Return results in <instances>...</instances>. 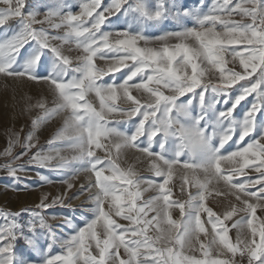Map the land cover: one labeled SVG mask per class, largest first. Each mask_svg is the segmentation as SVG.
Here are the masks:
<instances>
[{"label":"snow or ice","instance_id":"snow-or-ice-1","mask_svg":"<svg viewBox=\"0 0 264 264\" xmlns=\"http://www.w3.org/2000/svg\"><path fill=\"white\" fill-rule=\"evenodd\" d=\"M0 5V26L6 36L9 30L13 33L0 42V74L48 85L55 106L48 108L44 99L29 106L43 110L32 121L33 129L68 112L65 129L74 135L65 137L62 130L57 136L78 154L71 161L59 157L53 170L90 173L89 183L78 191L95 189L90 191L92 218L59 242V254L52 252L57 239L41 212L31 210V220L23 224L18 222L21 213L0 211V264H244L245 259L247 264H264V217L257 215L258 210L264 212V118H257L264 117V0H216L208 12L202 10L203 3L182 9L177 0H109L107 5L87 0L78 13L66 0H52L42 16L29 10L27 0H0ZM234 14L241 19H233ZM119 15L130 20L128 28L102 30ZM166 20L174 21L177 29L145 35ZM12 24L16 27L10 29ZM59 29H64L62 36L51 34ZM73 39L80 50L74 58L52 43ZM49 58L50 70L41 75L37 69ZM97 59L106 67H98ZM237 60L243 71L228 67ZM123 69L127 74L117 82L114 74ZM105 76H112V82H104ZM89 94L98 99V107L87 99ZM253 94L243 118L236 120L235 109ZM179 97L187 103H178ZM194 101L199 104L197 115L190 109ZM220 103L230 106L217 111ZM174 112L184 123L173 118ZM115 116L120 117L117 124L133 121L132 130L111 127L110 117ZM112 137L117 142L112 143ZM35 141L32 131L23 138L12 131L0 152L6 158L0 167L16 180L26 164L52 167L57 157L33 151L38 149ZM229 141L237 145L235 150L225 149ZM129 147L150 158V169L159 180H145L132 167H120L119 154ZM97 149L104 156L97 155ZM182 155L187 159L182 161ZM73 161L79 167L72 166ZM178 167L184 171L181 192L189 184L197 189L184 201L173 200L169 187ZM201 171L203 179L196 175ZM221 182L223 193L216 187ZM65 183V192L53 197L52 205L67 206L66 199L75 197L68 195L73 184ZM149 189L158 194L145 200L143 193ZM213 191L233 196L242 207L232 204L217 213L206 203ZM46 201L47 196L36 207L48 209ZM173 208L179 209V221L172 217ZM238 212L246 215L229 225ZM245 225L250 237L238 233L233 241L230 228L242 231ZM21 239L38 260L13 259L14 243ZM186 248L200 256L185 254Z\"/></svg>","mask_w":264,"mask_h":264},{"label":"crops","instance_id":"crops-1","mask_svg":"<svg viewBox=\"0 0 264 264\" xmlns=\"http://www.w3.org/2000/svg\"><path fill=\"white\" fill-rule=\"evenodd\" d=\"M52 2V0H37V4L38 7L40 9L36 10L40 13V15L42 16L46 11H47V5H49ZM83 2H87V0H66V3L68 5L71 6V8L76 7L77 11L75 13H78L80 11L79 5ZM216 2V0H177V3L181 6V8H188V9H192V8H196L198 6L201 5V3H203L204 7H203V11L204 12H208L213 4ZM234 2H236V0H234ZM109 3V0H103V4L107 5ZM2 6V5H0ZM67 11V9L65 10ZM233 19L239 20L241 19V17L239 15H235L233 16ZM185 23H187L189 26L191 25V21L186 20ZM130 24V20L126 19L123 15H119L118 18L117 17H111L110 18V22H106V24L103 26L102 30L103 31H108V32H115L119 29H125L128 28ZM178 27V25L172 21V20H166L164 21L161 25H158L156 27L153 28H148L145 31V35L148 36H158L163 34V32L165 31H172V30H176ZM133 28H135V26H133ZM5 31L6 29L3 26H0V42H3V40L5 39L6 35H5ZM11 31H7V35L10 34ZM64 33V29H62L61 31V35L62 36ZM52 35H54L53 33H51ZM54 36H59V35H54ZM53 44L58 45L61 47L62 52L65 55H68L70 58H74L76 55L80 54V50L76 48L75 45V40L73 39L71 42H64L62 43L60 40H55L52 41ZM22 52V51H21ZM23 53V52H22ZM50 58L45 61V64L41 67L38 68L37 71L41 74V75H46L47 71L50 70ZM97 66L98 67H106L105 65V61L97 59L96 61ZM239 64V62H238ZM229 68H235V65H231L228 64ZM238 67V66H237ZM239 67H241L239 65ZM127 74V69H123L121 72L115 73L114 74V78L117 82H120L124 75ZM1 75V74H0ZM2 78H4V75L2 74V76H0ZM113 77L112 76H105L104 77V82L106 83H111L112 82ZM27 80V79H24ZM31 81V80H30ZM217 81H215L216 83ZM31 83H38L37 81H31ZM43 83V82H41ZM165 94H171L169 90H164ZM134 94H137L134 92ZM233 94H237L235 91V87L233 89ZM141 98L143 99V94H140ZM211 93L209 91V93L206 94V99L210 98ZM87 99L92 102L94 104V106H99V102L98 99L94 96V94H89ZM178 103H187V100L185 97H179L178 98ZM123 107H127V104H123ZM230 105H224L223 103L217 104L216 110H222L225 107H228ZM244 107H245V101H242L240 105L237 106V108L235 109L233 116L234 118H239L242 115H244ZM192 115H197L199 113V104L198 101H194L193 102V106H190ZM157 115L159 116V113H157ZM173 118L176 120H179L181 123H184V118L183 117H177L175 116V112L173 113ZM257 118L260 119V115L257 114ZM110 119L113 121L110 126L111 127H116L119 130L123 131V132H130L132 130V128L134 127V123L133 121H128L127 123H121V124H117L115 123V120H119L120 117L119 116H115V117H110ZM45 121H43L44 123ZM65 120L64 118L62 119V125L65 126ZM42 124V123H40ZM176 127L178 128L179 126L176 125ZM41 134V126H39L37 129H35L34 134L33 135H39ZM59 139V138H56ZM59 141H67L66 139H60L57 140L58 145H60L62 142ZM4 144V143H3ZM237 147L236 144L234 143H229L225 145V149H227V151H232L235 150V148ZM125 158L122 161H117L120 165L121 168H128V167H132L138 174L139 176H141L142 178H144L145 180L148 179H156L159 180L160 178H156L154 176V173L151 171L150 169V158H148L146 155L144 154H140L141 156H134V153H136V155L138 153H140L138 150H136L135 148H125ZM223 151V150H222ZM184 159H187L186 155H182L181 156V160L183 161ZM234 165H229V164H225L224 167H233ZM50 171L49 169L47 171H41L39 173V176L31 179V180H25L22 181L24 182V184L28 185L29 188L27 189H32V188H36L35 190H33V192L31 193V205L36 207L37 205L40 204L41 199L45 196H47V201H51L53 197L58 196V195H62L65 192L66 186L64 184V179L62 180L60 178L57 177H53L52 175H50V173L48 172ZM69 174V171H68ZM65 175V174H64ZM189 175H191V173H189ZM196 175L198 177H200L201 179L204 178V173L201 172H197ZM67 176V175H65ZM183 176H184V171L182 170V168H177L176 171L174 172L173 178L169 183V187L171 188L172 192H171V198L173 200H180V201H184L187 200L188 198V194L189 192H191L192 194H195L197 189L195 187H193L191 184L185 186L186 190L184 192H181V186L183 184ZM45 178V179H42ZM12 178H10L11 180ZM60 179V181H58ZM237 180H241L242 181V177H237ZM5 181V182H0V192L1 197H5L6 194H12L13 190H14V184L11 183V181ZM68 180V179H67ZM57 182H59V184H61V186L65 187L63 190H61V192L58 190L53 189V187L57 186ZM235 182V181H234ZM55 183V184H53ZM48 184V185H47ZM20 188H25L22 187V185H17ZM37 186V187H36ZM43 187V194L42 196L39 195V188ZM146 186V185H145ZM217 188L220 189V191L223 193L225 192V188L223 186V183L221 182L219 185H216ZM158 194V190L156 189H149L147 192L143 193V199L146 198L145 200L151 198L154 195ZM206 203L209 207H211L214 211H216L219 214H222L224 211L229 210L230 206L232 204H236L237 207H242V205H240V203L238 201L235 200V198L231 195H216L215 191L212 192V195L208 196ZM81 207H77V208H73L71 205H67V206H60L54 210H51L47 216L48 219H51V230L52 233L54 234V236L57 239V243L54 244L53 246V254H59L61 252V247H60V243L63 240L67 239L74 231L75 229H77L80 226H83V224L87 221V220H82V218L76 217L74 216V213H79L81 211ZM154 213H150L149 215H153ZM171 214L173 219L175 220H180V213H179V209L177 208H173L171 210ZM246 214L243 212H238L237 215L235 217H233L232 221H229L228 224L231 225V223H233L235 220L239 219L240 217L245 216ZM258 216L264 217V212H261L258 210L257 213ZM203 216V214H202ZM118 219V222H120L121 224H127V221H124L122 219ZM55 220V221H54ZM66 220H71V224L65 223ZM55 223H54V222ZM29 222V221H28ZM257 223H259V221H257ZM1 224V221H0ZM209 227V232L211 231L210 226ZM238 233L241 235V238H243L245 235H248L250 237V233L248 232L246 225L243 227V230L241 231L240 229L237 228H230V232L229 235L232 237L233 241H235ZM149 234H153L152 231L150 230ZM210 238V237H209ZM205 237L203 234H201V240H204ZM41 243H44V238L43 236L41 237ZM29 247H26V250ZM196 249H199V244H196ZM196 254L198 257L200 256V252L197 250H189L188 248L185 249V254ZM217 253L213 250L212 251V255H216ZM121 256L124 258H127L123 252V249H121ZM18 258H24V259H36L38 260L39 257L36 256L35 253H33L31 250L30 251H23L20 253ZM223 258V257H222Z\"/></svg>","mask_w":264,"mask_h":264},{"label":"rangeland","instance_id":"rangeland-1","mask_svg":"<svg viewBox=\"0 0 264 264\" xmlns=\"http://www.w3.org/2000/svg\"><path fill=\"white\" fill-rule=\"evenodd\" d=\"M30 8L29 10H38L40 9L37 4V0H27ZM72 12H76V7L71 8ZM15 24L9 25V28H15ZM62 29L59 30H52L51 33L54 35H61ZM12 31L10 34H8L6 38H10L12 35ZM28 46L26 45L25 48ZM22 52L25 51V49H21ZM231 65H235V70L237 71H243L241 67H239L238 60L235 62V64L229 63ZM238 66V67H237ZM2 76V74L0 75ZM215 79L212 80L213 83H215ZM243 83V82H240ZM40 99H44L46 101L47 107L52 108L55 106L54 103V96L51 93V91L48 88V85L45 83H31L30 80H13L12 78H4L0 77V152H3L4 148L7 147L8 144V137L9 134L12 131H18L20 132L21 138H23L29 131H32L34 134L35 129H37L39 126H41V134L34 135L36 138V143L38 144V149H33V151L40 150L45 154H50L57 157V160L52 162V167H43L40 165H27L26 169L23 171L18 172V175L20 177L19 180L14 179L12 176L8 174V172L3 168L0 167V182H5L10 180L12 184H14L15 188L13 190L12 194H6L5 197H1L0 192V211L7 212L11 211L13 213H21V215L18 217V222L27 224L28 221L31 220V210L35 209L36 211L41 212V214L45 217L47 224L51 225V219H48L47 216L51 210H54L60 206V204L52 205L51 201H48L51 205L48 209H38L37 207H34L31 205V193L36 188L27 189L29 188L28 185L24 184L25 180H31L39 176V173L41 171H48L50 175L53 177L60 178L61 180L64 179V184L66 186V181L71 182L73 184V188L68 191V195L71 196L73 193H75V197L65 201L66 205H71L73 208L81 207V211L79 213H74V216L82 218V220H89L92 218V212L94 208V204L92 200L90 199V191H95V189L91 190H85L84 192H79L78 189H80L81 185H87L89 183V176L90 173L86 172H79L77 174H73L71 171H69V174L67 176L64 175L63 172L55 171L53 170L55 165L58 163L59 157H64L67 160L71 161V158L78 153L73 150L69 146L68 141H59L62 142L60 145H58L57 140H60V138L57 136L58 132H61L63 130L65 137L69 135H74L71 129H65V126H63L62 119L66 120L68 116V112L63 111L60 112L54 116H52L50 119L45 120V122L42 124H39L38 127L33 129L32 121L34 119H37L38 117L43 115V110L39 109L37 107H29L30 105H35L36 102ZM255 99V94L250 95L245 100V107L243 112L245 113L250 104ZM243 118V115L239 118H236V120H241ZM264 117H261L262 119ZM65 123V122H64ZM22 129V131H21ZM121 131V130H120ZM59 138V139H56ZM112 143L117 142L116 138L112 137L109 138ZM51 141V143H49ZM109 141H102V143H108ZM4 143V144H3ZM169 143H172V141H169ZM232 144L233 142L230 141ZM153 148L155 151H159V148L156 145H153ZM137 150V149H136ZM16 152H19L20 149H15ZM97 155L104 156L103 150L97 149ZM141 153H134V156H141ZM113 156H116V150L113 149ZM125 158V150L122 149L119 154V161H122ZM6 162V158L3 156H0V165H3ZM20 163H26L25 160H21ZM72 166L79 167V164L76 162H72ZM68 171V170H66ZM248 171L247 169L245 170ZM60 179L58 181H60ZM68 179V180H67ZM94 180V176L92 177ZM22 185L20 188L17 185ZM55 184V183H53ZM48 185V184H47ZM37 187V186H36ZM65 187L61 186L59 182H57V186L53 187V189L58 190L61 192ZM43 187L40 186L39 195L42 196L43 194ZM146 199V198H144ZM1 224H4L3 219H0ZM55 221V220H54ZM53 221V222H54ZM55 223V222H54ZM14 251H13V259H18L19 255L23 251H30L31 249L28 248L26 250V242L24 240H19L14 243ZM53 251V249H52Z\"/></svg>","mask_w":264,"mask_h":264},{"label":"built area","instance_id":"built-area-1","mask_svg":"<svg viewBox=\"0 0 264 264\" xmlns=\"http://www.w3.org/2000/svg\"><path fill=\"white\" fill-rule=\"evenodd\" d=\"M237 259L239 260V258H237ZM244 264H247L246 259H245V261H244Z\"/></svg>","mask_w":264,"mask_h":264}]
</instances>
